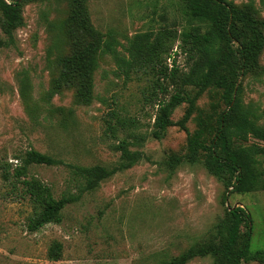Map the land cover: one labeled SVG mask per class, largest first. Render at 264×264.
<instances>
[{"label": "rangeland", "instance_id": "obj_1", "mask_svg": "<svg viewBox=\"0 0 264 264\" xmlns=\"http://www.w3.org/2000/svg\"><path fill=\"white\" fill-rule=\"evenodd\" d=\"M221 1L264 20V0ZM188 2L20 0L23 23L13 43L0 27V264H161L190 247L218 244L236 206L249 213L252 228L241 264H264V154L257 150L263 142L248 137L226 143L256 160L251 166L258 178L250 191H231L228 173L217 176L208 169L217 118L227 112L228 124L234 116L223 90L210 85L198 93L184 83L193 99L185 126L151 135L158 100L174 93L189 72L185 32L196 28L216 39L215 59L237 56L236 42L214 37L210 22L190 16ZM136 34L151 41L159 36L168 46L163 63L167 74L172 67L177 71L161 81L163 89L157 65L131 64L126 48ZM84 50L89 55L72 63ZM64 60L66 82L58 81ZM231 97L264 128V46L254 65L237 72ZM188 106L179 103L170 120H180ZM121 140L139 154L136 161L84 190L76 168H116ZM31 148L56 163L29 164L19 178L41 181L54 199L76 197L61 210V222L36 231L27 228L34 206L12 176ZM245 230L241 224L239 242ZM185 264L216 263L208 253Z\"/></svg>", "mask_w": 264, "mask_h": 264}, {"label": "trees", "instance_id": "obj_2", "mask_svg": "<svg viewBox=\"0 0 264 264\" xmlns=\"http://www.w3.org/2000/svg\"><path fill=\"white\" fill-rule=\"evenodd\" d=\"M190 16L197 20L208 21L212 24L215 34L220 39L229 38L236 42V58L229 54L215 59L217 54V40L207 34H200L196 28H192L183 35V43L188 45L191 65L186 75L185 81L177 85V90L167 98L162 96L157 102V114L153 123L154 130L151 135L159 138L162 132L170 125L177 124L185 126L189 118L193 99L187 98L183 84H192L198 89V93L212 85L223 90V97L229 109L234 112L231 123L226 124L227 112H222L217 118V128L210 139L209 151L212 162L208 164V169L215 175L221 176L224 173L229 175V184L233 192H247L254 188L258 173L254 171L251 164L256 160L248 156L245 150H230L227 148V141L235 139L238 141L247 140L252 137L263 142L257 150L264 154V128L255 125L242 110L239 101H234L231 94L234 91V79L239 69L244 66L254 65L264 46V20H259L250 13L236 10L233 6L225 4L221 0H189L187 4ZM235 22L240 24L237 30ZM23 23L20 13L19 0H0V27L6 35L8 43L14 42V31ZM106 45V44H105ZM106 49L107 45L105 46ZM110 47V46H109ZM168 46L161 42L160 37L153 41L143 34H136L129 40L126 48L130 55L131 64L138 63L142 66L148 63L154 68L157 65V84L161 89L162 80L169 75L176 73V68H171L167 74V66L163 63L162 54L166 53ZM89 53L81 51L71 58L72 63L82 60ZM68 60L61 62L63 71L58 81H67L66 69ZM187 101L188 108L182 118L177 122H172L169 118L173 109L181 102ZM128 141L121 140L118 148L120 150L121 163L116 168L110 170L99 166L78 167L77 174L83 176L84 190L94 189L101 180L107 178L117 169L129 167L138 158L137 152L127 150ZM196 142L190 140V149H195ZM51 156L41 153L33 148L28 149L21 159V165L14 170L12 176L18 178L23 192L28 195L30 203L35 209L34 216L27 223L29 231H36L45 223H59L62 220L61 210L70 202L76 200L73 195L54 199L47 185L36 179H20L25 175L26 166L29 164H55ZM264 163V162H263ZM264 171V169H263ZM230 223L226 228V235L218 244L207 243L197 248L190 247L185 252L161 264H185L195 256H202L210 253L216 264H241L249 249L250 235L252 228L250 225V215L245 208L236 206L229 210ZM244 224L246 230L239 242L240 226Z\"/></svg>", "mask_w": 264, "mask_h": 264}, {"label": "built area", "instance_id": "obj_3", "mask_svg": "<svg viewBox=\"0 0 264 264\" xmlns=\"http://www.w3.org/2000/svg\"><path fill=\"white\" fill-rule=\"evenodd\" d=\"M167 65H168L169 68L172 67L171 57H167Z\"/></svg>", "mask_w": 264, "mask_h": 264}, {"label": "water", "instance_id": "obj_4", "mask_svg": "<svg viewBox=\"0 0 264 264\" xmlns=\"http://www.w3.org/2000/svg\"><path fill=\"white\" fill-rule=\"evenodd\" d=\"M20 1V0H19Z\"/></svg>", "mask_w": 264, "mask_h": 264}]
</instances>
